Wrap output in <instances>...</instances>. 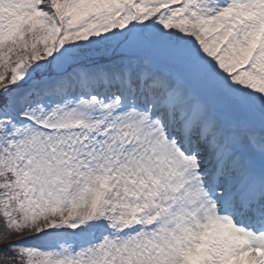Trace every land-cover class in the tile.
<instances>
[{
    "label": "snow or ice",
    "instance_id": "obj_1",
    "mask_svg": "<svg viewBox=\"0 0 264 264\" xmlns=\"http://www.w3.org/2000/svg\"><path fill=\"white\" fill-rule=\"evenodd\" d=\"M0 264H264V0H0Z\"/></svg>",
    "mask_w": 264,
    "mask_h": 264
}]
</instances>
